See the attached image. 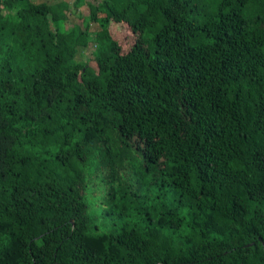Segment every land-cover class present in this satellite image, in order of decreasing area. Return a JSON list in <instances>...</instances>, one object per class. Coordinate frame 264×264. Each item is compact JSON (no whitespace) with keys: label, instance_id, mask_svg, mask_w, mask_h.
<instances>
[{"label":"trees","instance_id":"1","mask_svg":"<svg viewBox=\"0 0 264 264\" xmlns=\"http://www.w3.org/2000/svg\"><path fill=\"white\" fill-rule=\"evenodd\" d=\"M71 4L0 0V264H264V0Z\"/></svg>","mask_w":264,"mask_h":264},{"label":"rangeland","instance_id":"2","mask_svg":"<svg viewBox=\"0 0 264 264\" xmlns=\"http://www.w3.org/2000/svg\"><path fill=\"white\" fill-rule=\"evenodd\" d=\"M34 1H36V0H34ZM47 1L55 2V1H58V0H47ZM65 1L67 2V8L65 9L66 18L61 21L62 22L61 24H62L63 27H68L72 23L78 22L79 16L86 15L88 13V9H87L86 6H82V5L78 6V7H74L71 4L72 0H65ZM89 1H94V2L97 1L98 2L99 0H89ZM109 24H110L109 25V28H110L109 30L111 31L113 37H115L120 42L121 45L127 46L132 41V38L129 35H127L128 33H125V34L123 33V31H122L123 27L119 26V24L112 23V22H109ZM96 26L97 25L93 21L89 25L90 29H94V28H96ZM92 49H93L92 44H89L81 52V55L80 54H77V55L80 56V57L91 56L92 55ZM10 76L11 75L8 74L7 72L5 73V65L3 63L2 66H1V75H0V81H1V84L3 86H5L6 83L9 81ZM78 88L84 94L85 102L83 104L87 103L89 98H90L89 94L86 92V90L82 86H78Z\"/></svg>","mask_w":264,"mask_h":264}]
</instances>
